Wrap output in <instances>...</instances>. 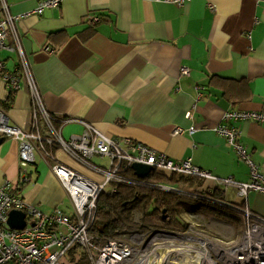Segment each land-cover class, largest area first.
I'll list each match as a JSON object with an SVG mask.
<instances>
[{
  "label": "crops",
  "instance_id": "1",
  "mask_svg": "<svg viewBox=\"0 0 264 264\" xmlns=\"http://www.w3.org/2000/svg\"><path fill=\"white\" fill-rule=\"evenodd\" d=\"M40 1L0 0V16L2 3L20 15ZM90 16L101 19L91 24ZM16 30L46 109L65 119L64 138L81 134L87 122L108 137L138 141L174 161L190 159L219 178L249 179L247 164L214 127L227 110L264 111V0H186L180 5L62 0L42 14L23 17ZM0 59L7 70L18 65L14 51H0ZM0 107L10 123L29 126L27 89L12 93L0 79ZM232 124L264 173V122ZM175 127L182 133L172 134ZM18 155L19 142L3 139L0 183L17 181ZM57 155L89 174L62 152ZM92 161L108 164L106 158ZM30 170L21 198L46 213L60 207L70 214L63 188L39 157ZM182 185L197 189L196 181ZM224 196L264 218L262 193L249 192L246 203L233 190Z\"/></svg>",
  "mask_w": 264,
  "mask_h": 264
},
{
  "label": "built area",
  "instance_id": "2",
  "mask_svg": "<svg viewBox=\"0 0 264 264\" xmlns=\"http://www.w3.org/2000/svg\"><path fill=\"white\" fill-rule=\"evenodd\" d=\"M61 1L41 0L33 11L20 15L10 13L8 5L2 3L0 51L16 52L18 65L14 70H7L0 59V79L12 93L27 89L31 119L27 128L12 124L8 113L0 107V137L19 142L17 181L4 180L0 183V264H68L67 256L74 247L86 252L92 264H160L162 261V264H264V218L255 215L246 205L242 208L244 230L236 241L192 235L190 228L184 233L164 231L163 234L168 236L162 241H167L168 250L164 254L158 252L159 256L155 259L159 262H145L143 258L135 260L133 257L141 255L147 248V242L140 249L111 238L100 244V237L94 231L99 197L102 194L112 195L120 184L151 185L136 176L132 178L124 174L127 169L133 172V163L150 165L151 172L198 177L210 182L207 188L235 191L243 203H246L251 191L264 195V173L239 141V129L232 124L244 120L264 122V111L227 110L222 122L214 127L247 164L249 179L243 182L231 177L219 178L194 165L190 159L174 161L138 141L108 137L87 122H83L81 134L64 138L61 125L65 119L61 120L46 109L16 30V24L23 17L42 14ZM165 1L180 5L186 0ZM100 19V16H90L88 22L94 24ZM188 73L187 68H181V74ZM181 133L180 127L172 131L174 135ZM57 151L87 169L92 177L62 163ZM36 157L45 163L63 188L70 214L60 207L43 212L19 195L20 189L31 179L30 168ZM94 157H107L109 162L101 166L92 161ZM156 186L166 191L178 190L164 183ZM11 210L24 213L23 228L15 229L8 225Z\"/></svg>",
  "mask_w": 264,
  "mask_h": 264
},
{
  "label": "trees",
  "instance_id": "3",
  "mask_svg": "<svg viewBox=\"0 0 264 264\" xmlns=\"http://www.w3.org/2000/svg\"><path fill=\"white\" fill-rule=\"evenodd\" d=\"M11 99L12 98L9 97L8 101H11ZM124 174L127 177H138L131 169H127ZM138 178L146 182V184H151V189L147 191L142 188L144 186L120 184L117 191L112 195L102 194L99 197L97 201V215L94 231L100 237V244L105 242L108 238H111L114 232L122 229L131 230L134 228V225H132L130 221L131 215L135 210L147 209L144 215L146 218H149V221H152L153 218H157L159 222L162 223L161 215H156V209L150 207L151 204L160 205L165 209L163 212L172 210L174 212L171 211V213H176L180 209H184L190 212L200 213L210 218H218L223 222L236 224L238 227L241 225L244 226L243 205L227 200L224 196L225 190L220 188L198 190L197 187V189L193 188L192 192L188 193L177 185L180 182L183 184L196 181L198 186L201 184V182L199 183L200 180L198 177L185 175H171V177H167L157 172H150L148 177ZM160 183L172 185L178 190L163 193L161 189L156 186ZM173 220L174 222L176 221L177 228H172V230H180V228L182 230L185 228V223H182L177 216H175ZM67 259L71 264H92L86 252L78 247H74L69 251Z\"/></svg>",
  "mask_w": 264,
  "mask_h": 264
},
{
  "label": "rangeland",
  "instance_id": "4",
  "mask_svg": "<svg viewBox=\"0 0 264 264\" xmlns=\"http://www.w3.org/2000/svg\"><path fill=\"white\" fill-rule=\"evenodd\" d=\"M163 175L171 177V175ZM88 176L92 177L91 174H89ZM199 180V183L201 182V184L197 186L198 190L207 189L208 186H206L203 180L200 178ZM180 185L181 186L179 187L184 189L183 191L188 193L192 192L191 187L185 188L186 186L182 184ZM142 188L147 191L151 189L150 186H144ZM161 192L165 193L169 191L163 189L161 190ZM150 207H154L156 209V215H161L160 217L163 221L162 223L159 222V219L157 218H153L152 221H149V218H146V216L144 215V212H146L147 209H138L135 210L131 215L130 222L132 223V225H134V228H132L131 230L122 229L120 231L114 232V234L111 236V239L124 241L134 247H138L139 249L142 248L145 242H147V248L142 251L141 255L133 256L135 260L143 258L145 262H159L158 259H155L159 256L158 252L164 254L168 250L167 241H162V239L164 237H167L168 235L163 234V232H172L177 230H172V228H177L176 221L174 222L173 220L175 216H177V218L181 220L182 223H185V228L182 230L180 228V230L177 231L184 233L183 231H187L188 228H190L193 233L192 235L199 234L209 239L215 238L220 239L222 241H236L241 237V233L244 230V226L242 225L238 227L236 226V224H229L223 222L222 220H219L218 218H210L200 213L190 212L189 210L180 209L176 213H171L172 210L163 212V210L165 209L160 205L151 204ZM159 245H161L160 249ZM159 263L162 264L163 261ZM68 264L71 263L68 262Z\"/></svg>",
  "mask_w": 264,
  "mask_h": 264
},
{
  "label": "water",
  "instance_id": "5",
  "mask_svg": "<svg viewBox=\"0 0 264 264\" xmlns=\"http://www.w3.org/2000/svg\"><path fill=\"white\" fill-rule=\"evenodd\" d=\"M3 138L0 137V143L2 142ZM133 172L138 177H148L150 174L152 167L150 165L146 164H140V163H133L131 166ZM8 225L11 228L15 229H21L25 225V219H24V213L19 210H11L8 215Z\"/></svg>",
  "mask_w": 264,
  "mask_h": 264
}]
</instances>
